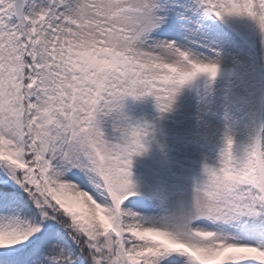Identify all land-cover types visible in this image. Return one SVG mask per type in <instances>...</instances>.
<instances>
[{
    "label": "snow or ice",
    "instance_id": "1",
    "mask_svg": "<svg viewBox=\"0 0 264 264\" xmlns=\"http://www.w3.org/2000/svg\"><path fill=\"white\" fill-rule=\"evenodd\" d=\"M173 2L26 0L21 13L0 0V264H264L259 126L239 146L225 127L219 165L204 164L190 200L162 197L145 214L131 199L132 157L153 126L132 123L125 98L151 96L166 113L186 85L215 81L218 22L248 18L264 42V0L182 4L203 43L159 39ZM189 132L208 135L207 118Z\"/></svg>",
    "mask_w": 264,
    "mask_h": 264
},
{
    "label": "rangeland",
    "instance_id": "2",
    "mask_svg": "<svg viewBox=\"0 0 264 264\" xmlns=\"http://www.w3.org/2000/svg\"><path fill=\"white\" fill-rule=\"evenodd\" d=\"M188 2L198 3V0H174L173 10L168 14L171 23L162 29L159 39H172L178 45H187L195 49L199 46V43H203L202 34L207 29L204 25H201V30L197 31L194 25L189 24L177 14L182 11L179 6ZM238 18L243 20L249 27L254 28L255 23L250 19ZM204 20L208 24L217 23L215 20L209 21L207 17ZM212 35L222 44L225 52V56L221 61V70L233 65L237 59H248L247 47L234 42L223 29L220 33L213 32ZM254 45L259 46V40H254ZM205 52L207 54V50ZM260 62L264 70V59H260ZM238 89L240 91L244 90L240 85ZM131 103L124 114L129 120H135L139 123L149 122L153 126L150 139L155 148L170 153L173 165L179 169L189 166L203 167L205 163L213 167L218 166L219 160L212 147L216 143H222L225 127L230 129L235 141L242 143L247 141L253 129L256 128L254 121L249 120L245 115H239L237 109L225 106L224 101H208L205 104L204 101L198 98L190 85H186L181 90L176 97L172 110L166 113L158 111L155 99L151 96L140 99L132 97ZM226 113L227 119H225ZM198 118H207L210 132L206 136H200L198 138L199 142L193 143L190 140L189 130L197 126ZM105 130L112 133L111 125H107ZM260 130L264 134V125H261ZM193 194L194 188L189 187L187 190L171 193L164 199L172 204H179L190 200ZM141 201H143L146 209L145 214H152L154 204L147 203L144 200ZM136 210L133 209V211Z\"/></svg>",
    "mask_w": 264,
    "mask_h": 264
},
{
    "label": "trees",
    "instance_id": "3",
    "mask_svg": "<svg viewBox=\"0 0 264 264\" xmlns=\"http://www.w3.org/2000/svg\"><path fill=\"white\" fill-rule=\"evenodd\" d=\"M218 23L234 42L247 47L249 57L247 60L237 59L233 65L222 69L215 81L201 76L189 85L201 100L204 101L203 98L207 95L208 101H224L225 106L237 109L239 115H245L249 120L254 121L256 127H261L264 124L260 103L264 96V70L260 67V59H264V42L256 25L254 28L249 27L238 17L232 18L230 23L222 21ZM224 24H228L229 27ZM254 40H259L260 45H254ZM239 85L244 89L243 91L238 89ZM131 101L132 97L125 98L123 113L132 104ZM130 121L137 123L135 120ZM105 131L107 135H112L110 131ZM236 144L239 146L243 143L236 141ZM146 147V152L132 157L130 179L136 186L137 192L148 198L147 203L154 204L173 192L184 191L189 187L195 188L197 183L205 179L203 167L189 166L182 169L175 167L170 153L156 149L150 138ZM221 147L222 143H216L212 147L218 160ZM4 251L0 249V252Z\"/></svg>",
    "mask_w": 264,
    "mask_h": 264
},
{
    "label": "water",
    "instance_id": "4",
    "mask_svg": "<svg viewBox=\"0 0 264 264\" xmlns=\"http://www.w3.org/2000/svg\"><path fill=\"white\" fill-rule=\"evenodd\" d=\"M17 11L18 12H25L26 11V0H16Z\"/></svg>",
    "mask_w": 264,
    "mask_h": 264
},
{
    "label": "clouds",
    "instance_id": "5",
    "mask_svg": "<svg viewBox=\"0 0 264 264\" xmlns=\"http://www.w3.org/2000/svg\"><path fill=\"white\" fill-rule=\"evenodd\" d=\"M3 239H4V238H0V242H3Z\"/></svg>",
    "mask_w": 264,
    "mask_h": 264
}]
</instances>
